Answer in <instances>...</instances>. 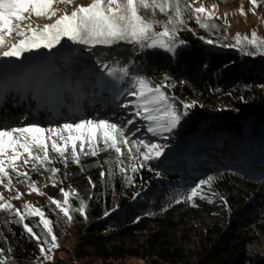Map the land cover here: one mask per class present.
Returning a JSON list of instances; mask_svg holds the SVG:
<instances>
[{"label":"snow or ice","instance_id":"snow-or-ice-1","mask_svg":"<svg viewBox=\"0 0 264 264\" xmlns=\"http://www.w3.org/2000/svg\"><path fill=\"white\" fill-rule=\"evenodd\" d=\"M199 2L200 0H91L86 6L80 4L70 13L65 11L58 15L59 5L74 6L75 0H0V61H3L0 62V108L3 107L5 96L12 91L21 99L28 98L29 94L37 99L46 95H58L61 89L57 81L60 77L48 79L38 71L40 65L50 63L51 57L45 60L25 54L39 52L41 49L51 52L57 45H60L57 49L59 52L71 42V45L82 46L83 50L92 52L96 57L95 62L102 75H97L95 86L111 91L113 101L133 97V101L125 100L119 107L131 108L130 115L143 121L144 127L153 137L168 139L165 133H172L196 103L178 101L176 96L170 95V90L177 87V82L167 73L159 82L149 79L136 71L138 65L135 59L124 63L119 59L121 54L131 52L135 57L149 52L152 55L163 53L174 59L178 50L187 45V41L180 38L179 34L188 31L197 35V30L190 27V23L194 21L200 29L209 33L208 37L198 36L205 44L236 48L249 57H264V39L259 38L256 31L252 32L251 37H241L237 33L234 44H223L219 38H211L213 30H219L220 25L215 23V13L207 10L202 3L199 7L194 6ZM250 3L253 14H256L257 8L264 7V0H250ZM241 13L244 14L243 7ZM41 17L50 21L55 18V21L41 28L34 23V18ZM227 27L229 26L224 25L225 30ZM79 50L81 49L78 48L77 51ZM179 83L185 85L187 82ZM63 86L71 89L70 79ZM135 118L129 119L126 116L121 123L108 119L82 118L77 122L44 128L35 123L25 125L23 120L19 124H13L9 118L0 115V184L12 191L14 182L10 172L15 173L16 183L27 184L29 195L36 193L44 197L45 192L37 187L36 182L31 181V173L39 174L43 168L49 174L47 180L53 187H57L63 181L58 175L61 169L55 167V163H62L64 169H67L71 162L83 172V157H98L101 153H107L106 159L97 160L95 164L102 169L101 179L105 177L104 167L107 166L109 176H114L118 171L126 185H135L133 174L149 167V161L158 160L167 147L144 139H133L141 130L139 126L130 130V126L137 123ZM149 170L158 177L161 175L154 168L149 167ZM63 175L66 178L68 172L65 171ZM214 179L215 177L208 176L200 180L183 194V198L188 201L195 197L207 200L203 188L211 187ZM88 182L92 188L96 187L91 177ZM47 186L46 183L45 187ZM59 191L61 198L48 197V206L54 205L53 210H58L57 215L63 214L69 223L73 220L71 212H77L87 219V201L75 189L65 190L60 187ZM70 195L79 202L78 207H73L70 203ZM139 195V191L135 192L133 198ZM22 196L23 193L16 191L12 199L21 200ZM174 202L180 203V197H174ZM117 208L118 205L113 206L111 211L114 212ZM0 213L13 217L11 222L22 225L29 238L37 241L40 252L47 259L52 258L45 253L44 245L48 246L49 252L59 245L55 243L57 237L53 233L54 221L48 218L42 208L25 203L22 210L0 193ZM109 214L106 210L105 216ZM33 217L39 219L31 226L24 223L25 219ZM34 227L40 229V234L33 230ZM5 251L10 253L11 248H0V264H11L4 256Z\"/></svg>","mask_w":264,"mask_h":264},{"label":"trees","instance_id":"trees-1","mask_svg":"<svg viewBox=\"0 0 264 264\" xmlns=\"http://www.w3.org/2000/svg\"><path fill=\"white\" fill-rule=\"evenodd\" d=\"M236 1L220 0L223 4H233ZM53 20L55 21V18ZM214 20L220 28L213 30L211 38H219L223 44H234L235 39L230 34V27L225 30L224 25L227 24L223 20L216 17ZM190 27L197 30V35L188 31L179 34L180 38L187 41V45L174 59L163 53L152 55L151 52L135 57L131 52H124L119 59L124 63L135 59L138 65L136 71L157 82L167 73L177 82V87L170 90V95L176 96L178 101L189 103L188 98L192 97L213 105L207 110L201 109L199 105L190 109L189 115L182 119L181 127L170 134V137L183 143H190L195 136H198L201 142L208 139L212 144L224 139L225 146L234 152L235 157L253 166L264 158V57H249L241 54L236 48L207 45L198 39V36L208 37L209 33L200 29L194 21L190 23ZM59 48L60 45H57V48L52 49L55 54L52 57L55 66L61 71H69L73 78L91 87L100 72L93 53L83 50L82 46L71 45V42L58 52ZM78 48L81 50L77 51ZM44 50L47 49H41L39 52ZM95 51L94 49L93 52ZM180 81L187 83L181 85ZM219 102L227 104L231 111L220 109L217 105ZM178 107L182 108L179 104ZM144 140L164 145L163 141ZM107 155L101 153L98 157H83V172L71 162L67 169H64L62 163H55L54 166L61 169L58 175L63 183L53 187L47 180V174L45 179L48 186L44 190L46 195L39 196V207L54 221L53 233L57 237L56 241L75 232L84 246L91 249L78 257L95 255L103 261L120 260L127 256L146 259L154 257L164 263L183 264L194 256L191 254L192 257H187L183 250H171L172 245L165 246L169 232L187 224L193 213L200 212L199 214L205 216V211L212 209L214 201L220 195L231 208L239 210L232 225L236 235H225L224 225L219 229H212L210 236L220 239L223 236L222 247L205 248L199 254L198 262L264 264V255H255L248 248L256 239V230L264 232V178L245 175L232 167L217 166L207 171L203 177L192 180L188 175H181L178 168L169 170L167 162L173 153L164 148V155L158 160L148 162L149 167L161 173L159 177L150 171L149 167H145L133 174L135 185H126L118 171L114 176H109L107 166L104 167L105 177L101 179L102 169L95 164L97 160L106 159ZM65 171L68 172L66 178L63 175ZM208 176L215 179L211 187L203 188L207 200L195 197L188 201L183 198V194ZM89 177L96 184L95 188L89 184ZM60 187L65 190L75 189L79 196L87 201V219L77 212H71L70 209L73 220L69 223L63 214L57 215L58 210H53L54 205L48 206V197L61 198ZM138 191L140 195L133 198V194ZM176 196L180 197V203L174 202ZM69 201L73 207H78L79 202L74 196L70 195ZM13 205L23 210L22 205ZM116 205L117 210L111 211ZM106 210L110 213L107 216ZM38 219L27 218L24 223L31 226ZM12 220L13 217L9 214L0 213V248H11V252L5 251L4 256L11 264H38V257L42 253L37 241L30 239L22 225L13 223ZM152 225L161 226L163 229L148 235ZM33 230L40 234L39 228L34 227ZM141 237H147L144 244H151V247L149 245L144 249L125 248V241L140 240ZM119 241H123V244L116 245ZM157 244L159 245L156 246ZM44 247L48 249L47 245ZM49 264L68 263L57 259Z\"/></svg>","mask_w":264,"mask_h":264},{"label":"rangeland","instance_id":"rangeland-1","mask_svg":"<svg viewBox=\"0 0 264 264\" xmlns=\"http://www.w3.org/2000/svg\"><path fill=\"white\" fill-rule=\"evenodd\" d=\"M91 0L87 2H82L80 0H75L74 6L65 7L64 5H59L60 12H71L74 10L75 6L80 4L87 5ZM200 3L209 10L215 13V17L223 20L230 27V34L235 38L237 33L240 34L241 37L248 36L251 37L253 31L257 32L259 38L264 39V7H260L256 9V14H253L251 11L252 5L250 0H237L233 4H223L220 0H200L199 3L195 4V7H199ZM215 6V7H213ZM241 7H243V13H241ZM54 20H48L44 18H34V23L39 25L41 28L45 24L53 23ZM232 44L231 42H229ZM185 47V46H184ZM183 47V48H184ZM182 49V48H181ZM179 49L178 52L181 50ZM38 53V52H34ZM44 53V52H42ZM48 58V57H47ZM52 60V59H51ZM1 62V61H0ZM50 63L54 66L55 64L50 61ZM62 75L66 76L67 81L70 79L69 72L63 73ZM189 103L195 102L196 105H199L201 109L207 110L211 104L206 101L198 100L195 98H188ZM220 109L225 111H231L230 107L227 104H223L221 102L217 103ZM213 107V105L211 106ZM72 109V108H71ZM95 119H108L112 122L121 123L123 122L122 117H117L116 115H107L104 118V115L93 116ZM90 118V119H93ZM72 122V120H70ZM74 122V121H73ZM51 125H42L41 127L47 128ZM60 125H54L51 127H58ZM181 127V124L173 130V132L177 131ZM130 130H132L130 128ZM172 132V133H173ZM170 133V134H172ZM169 133H165L168 136V139H163L162 137H153L151 133L147 131L146 128L141 129L140 132L137 133V138L142 139H150L155 141H163L165 147L168 151L172 152L173 155L167 162L169 170L180 169L181 175H188L192 180L196 177H202L207 169L213 170L217 164H224L230 166V162H246L247 161L239 157H235L234 152L231 149H228L224 144V139L218 140L216 144H212L208 142V139L201 142L198 136H195L193 140L189 143H183L179 139H173L170 137ZM47 135V134H46ZM27 154H25L26 156ZM50 155L55 156L56 154L50 153ZM21 162H18V166H20ZM238 168L246 167L241 164H236ZM255 169L251 172L254 173V176L258 177L261 175L264 176V158L259 162L253 165ZM235 167V166H234ZM30 168V166H29ZM239 170V169H237ZM244 170L241 173L244 172ZM48 173L41 169V172L37 174L31 173V181L36 182L37 187L44 192L45 184H46V175ZM13 176L14 188L12 191H9L3 184H0V193L4 195L6 199H9L11 203L20 206L25 203H30L36 207H39V195L36 193H32L29 195L30 189L27 184L16 183L15 173H11ZM254 177L252 175H249ZM190 179V180H191ZM30 181V182H31ZM16 191L23 193L21 200L12 199L13 195ZM225 200L222 196L218 195L217 200L214 201L211 210L205 211L204 214L199 216L196 213H193L188 218L187 224L180 226L176 231L169 232V236L167 239L168 243L165 246L172 245L171 250L175 248H179V250H183V253L187 255V257H192L189 261L183 262V264H200L199 257L200 253L204 251V249H210L212 246L222 247V238H218L217 236H210L209 233L212 229H219L224 225L223 230L225 235H236V231L234 230L233 221L235 217L239 214L237 208L233 209L228 203H224ZM163 228L158 225H152L149 228L148 235H151L155 232L162 231ZM256 239L253 240L252 243L248 245L249 250L255 255H264V232L261 230H256L255 232ZM209 236V237H208ZM212 237V238H211ZM147 237H141L140 240H127L124 242L125 248H139L144 249L145 247H151V244L146 243ZM59 247L54 248L51 252L48 249H45V253L50 255L52 258L47 259L45 254H42L38 257V264H49L57 259H62L66 261L68 264H169L164 263L158 258H139L134 256H127L126 258L120 260H112V261H103L98 259L95 255L88 256L85 258L78 257V255H82L83 253H87L91 251L90 248L84 246L83 241L80 240L78 235L73 232L72 234H68L62 239L56 241ZM123 241L116 242V245H122ZM157 244L156 246H158ZM192 254V256H191Z\"/></svg>","mask_w":264,"mask_h":264},{"label":"bare ground","instance_id":"bare-ground-1","mask_svg":"<svg viewBox=\"0 0 264 264\" xmlns=\"http://www.w3.org/2000/svg\"><path fill=\"white\" fill-rule=\"evenodd\" d=\"M52 53L49 52V51H44V53H31V54H25V55H29V56H33V57H36V56H39L41 57V59H47V57H51ZM3 62V61H1ZM52 62V60H51ZM39 73L45 77H47L48 79H52L54 77H60V80L57 81L58 85L60 86V89L61 90H64L66 89V87H64L63 85L65 84V82L67 81V77L58 73L54 66L51 64V63H46V64H43V65H40L39 66V69H38ZM60 90V91H61ZM60 94V92H59ZM59 94L58 95H46L44 97H42V99L44 98L46 101H48V103H50L51 106L53 107H58L59 106ZM107 95H104L100 98V101L101 103H105V105L103 107H100V106H92L93 107V112L94 114H111V115H116L117 117H122L123 121H124V118L127 116V118L129 119H132V118H135L133 117L132 115H130V113L132 112V109L129 108V109H123L121 107H119V104L125 102V99H127L128 97L126 98H123L122 102L120 103H116L114 105L111 104L110 101L107 100ZM128 101H133L134 98L133 97H130L129 99H127ZM18 112L16 111H12L10 113V115H16ZM64 111L63 109L61 110V112H58V116H61V115H64ZM44 114V112H43ZM8 115V116H10ZM137 120V123L135 125H132L130 126L131 129H135L136 127H140V129H144L146 127H144V122L143 121H140L139 118H135Z\"/></svg>","mask_w":264,"mask_h":264}]
</instances>
